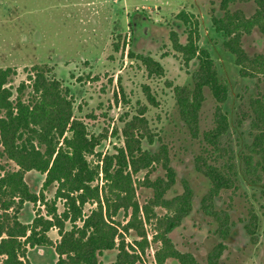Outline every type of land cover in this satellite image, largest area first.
Listing matches in <instances>:
<instances>
[{
  "label": "trees",
  "instance_id": "trees-1",
  "mask_svg": "<svg viewBox=\"0 0 264 264\" xmlns=\"http://www.w3.org/2000/svg\"><path fill=\"white\" fill-rule=\"evenodd\" d=\"M238 1L219 0L220 15L210 16V26L222 49L233 57L240 77L264 79V51L249 56L242 47V38L254 29L264 36V0H252L255 11L250 17L241 10L229 9ZM176 18L187 37L182 44L178 34L171 32L172 49L185 67L195 60L196 68L190 74V85L173 88V98L186 133L200 147L193 165L195 172L207 180L208 188L199 200V211L215 224L214 234L220 240L210 249L205 264H220L226 249L223 242L231 234L233 221L228 210L216 208V198L224 191H235L239 177L264 196V95L256 93L247 99L239 95L231 120L223 108L229 87L219 76L210 52L198 46L199 23L184 11ZM127 56L140 61L150 76L163 75L161 66L151 58L135 55L131 49ZM26 71V79L13 88L10 83L16 71L0 69V159L6 161L0 163V264H29L27 249L37 246L52 247L57 256L55 264H102L99 257L110 250L116 251V257L109 264H137L148 246L147 223L154 230V264H166L169 259L179 264H201L189 252L178 251L168 237L191 213L193 192L183 181L182 193L169 197L176 173L166 144L159 140L155 152L143 148V141L152 144L156 137L144 117L145 109L129 121H121L119 132L112 130L113 136L120 135L122 145L103 155L97 148L106 133H90L74 116L69 87L56 79L47 65H35ZM204 90L215 103L212 125L206 130L200 126ZM147 97L151 98L148 93ZM245 122L249 142L233 139ZM10 162L16 169L8 168ZM158 168L163 176L151 181L148 176ZM28 172L44 176L38 193L25 181ZM141 172L143 180L137 183L151 189L152 197L140 207L135 177ZM51 188L55 191L48 201L45 193ZM57 202L63 207L60 213ZM26 203L37 208L30 224L18 220ZM87 204L94 208L84 213ZM154 208L165 213L157 216ZM120 212L127 218L124 224L115 219ZM247 214L243 227L255 244L259 217L253 209ZM51 230H56L57 242L49 238ZM127 235L133 236L132 244L125 242Z\"/></svg>",
  "mask_w": 264,
  "mask_h": 264
},
{
  "label": "rangeland",
  "instance_id": "rangeland-1",
  "mask_svg": "<svg viewBox=\"0 0 264 264\" xmlns=\"http://www.w3.org/2000/svg\"><path fill=\"white\" fill-rule=\"evenodd\" d=\"M218 7L219 0H0V69L16 71L10 85L16 88L26 79V70L35 65L50 67L56 79L70 89L74 116L83 121L90 133L96 136L106 133L97 152L111 154L113 147L122 145L120 135L113 136L112 130L116 128L119 132L123 126L121 121H129L145 109L144 117L156 137L152 144L143 141V148L155 152L160 141L166 144L176 173V184L169 197L182 193L183 181L193 192L191 213L168 237L178 251L189 252L201 264H205L210 249L220 240L214 234L215 224L199 211V200L208 188L207 180L195 172L193 165V156L200 147L186 133L173 98V88L190 85V74L196 68L195 60L185 67L181 56L172 49L171 32L178 34L182 44L187 37L185 27L176 18L178 13H190L199 23L198 46L210 52L219 76L229 87L223 108L231 120L239 95L245 99L256 93L264 95V79L240 77L233 57L222 49L221 40L212 30L210 16L213 13L220 15ZM229 9L241 10L250 17L255 4L252 0H239ZM242 47L249 56L260 54L264 51V36L254 29L242 38ZM130 49L135 55L156 61L163 75L150 76L140 61L128 58L127 50ZM204 95L206 99L200 112L202 130L211 127L215 106L207 90ZM248 128V122H245L240 131L236 130L233 139L249 142ZM0 163L6 161L0 159ZM8 168L16 169L11 162ZM163 173L158 168L148 177L153 181ZM143 177L144 172L135 177V196L140 207L152 197L151 189L137 183ZM43 179L44 176L36 172L25 175L26 183L35 193L41 189ZM99 184H102L101 180ZM54 191L51 188L45 193L48 201ZM56 206L60 213L61 202ZM215 206L228 210L233 221L231 234L223 242L226 249L220 264H264V196L260 189H251L239 177L237 189L222 192L216 198ZM92 208L94 205L87 204L83 211L88 213ZM36 209L31 204H24L18 215L19 222L30 224ZM40 209L44 215L43 206ZM249 209L259 217L255 244L243 227ZM164 213V210L154 208L157 216ZM115 219L122 224L127 220L122 212ZM144 227L148 246L137 264H154L153 225L147 223ZM131 235L134 236L132 232ZM131 235L125 236L128 244H132ZM48 236L52 242L59 239L56 230H51ZM115 257V250L105 251L99 261L109 264ZM26 259L29 264H55L57 256L52 247L37 246L27 249ZM166 264L179 263L169 259Z\"/></svg>",
  "mask_w": 264,
  "mask_h": 264
}]
</instances>
